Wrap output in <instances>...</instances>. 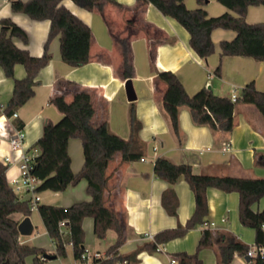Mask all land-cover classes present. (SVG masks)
<instances>
[{
	"label": "crops",
	"instance_id": "obj_1",
	"mask_svg": "<svg viewBox=\"0 0 264 264\" xmlns=\"http://www.w3.org/2000/svg\"><path fill=\"white\" fill-rule=\"evenodd\" d=\"M116 1L125 7L109 3L103 11L88 10L73 0L62 1L63 5L91 28L93 35L90 60L79 67L66 63L60 52V38L56 36L48 49L52 58L34 80L35 95L18 109L16 118L23 122L26 130L24 151H30L35 148L42 135L44 122L48 119L57 122L63 116L51 99L57 95H64L67 101H71L78 89H86L92 95L95 109L92 123L98 125L107 121L112 132L129 138L131 101L126 93L127 80L123 78L121 72V47L115 38L129 36L130 53L135 67L134 76L130 81L136 93V99L133 101L136 114L142 123L139 133L146 144V150L142 158L125 163L121 161V153H116L107 167L109 182L105 190L107 205L113 208L127 225L125 242L118 249L119 253L125 255L149 241L144 236L146 232L155 235L163 229H172L184 224L195 208L194 193L184 176L174 183H169L156 175L154 164L157 157L166 156L176 163L190 164L193 172L198 174L264 176V116L255 105L242 103L236 107L235 125L229 133L215 130L206 124L195 123L189 107L183 105L179 109L178 119L180 142L173 133L170 119L163 109L162 98L166 83L158 77V72L172 70L177 73L191 95L201 88L209 87L218 95L230 96L233 89L240 92L251 81L255 82L258 90L264 91V60L242 55L222 56L221 41L232 40L236 36V31L225 28H216L212 31L215 52L207 58L201 57L190 45L188 30L176 19L164 15L151 3L136 9L138 0ZM185 3L189 8L198 7L197 0H185ZM206 5L211 17L225 12L237 15L218 0H209ZM2 18L12 19L27 32V41L15 38L17 46L27 49L32 55L43 54L51 25L49 19L35 20L25 13L14 12L11 0H0V21ZM246 19L250 23L264 21V5H251ZM128 20L134 21L133 33L127 25ZM145 27L150 28L151 37L145 34ZM155 29L158 32H153ZM160 35L174 40L156 43L155 38ZM219 65L222 72L217 74L216 68ZM25 75L24 65L16 64L15 78H23ZM68 81H74L77 85L69 84ZM13 86L14 78L6 77L0 65V105H7ZM3 116L7 117L4 114ZM3 120L4 117H1L0 123ZM228 143L231 144V150H223ZM69 148L72 169L77 173L84 164L81 139L71 138ZM19 153L8 150L6 137L0 132V158L4 154H11L17 158ZM18 167L19 160L9 165L6 172L13 188L10 179L18 175ZM168 188H173L178 196L176 215L168 214L161 202L162 193ZM37 192L41 196L40 203L61 206L88 201L91 198L87 191L86 179H81L77 184H70L64 191L47 189ZM19 195L22 199L29 200L32 192H23ZM207 196L209 204L205 222L207 225L201 224L189 230L186 235L161 244L153 253L141 252L137 256V261L132 264H171L175 252L194 253L202 232L207 227L215 232H232L249 246L255 245L254 228L244 226L240 221L239 193L208 187ZM253 208L255 210L264 208V197L256 202ZM36 210L40 218L39 210ZM14 214L12 216L19 222L25 217L19 212ZM30 218L32 220L31 216ZM83 227L86 243L88 234L94 233L93 217L90 215L85 217ZM21 236L20 234V241L26 243ZM49 238L50 243L39 245L52 253L55 251L54 241L50 236ZM110 245H106L102 251L107 250ZM68 253L71 256V248H68ZM246 256L236 254L231 264H250ZM200 257L203 264H218L216 250L213 247L203 248Z\"/></svg>",
	"mask_w": 264,
	"mask_h": 264
},
{
	"label": "trees",
	"instance_id": "obj_2",
	"mask_svg": "<svg viewBox=\"0 0 264 264\" xmlns=\"http://www.w3.org/2000/svg\"><path fill=\"white\" fill-rule=\"evenodd\" d=\"M63 0H11L14 12L30 15L35 20L49 19L51 22L44 52L40 56L32 55L27 49L20 48L15 38L28 40L27 32L10 18L0 21V65L6 77L14 78L11 97L3 110L7 117L13 118L30 98L35 95L33 83L41 69L52 58L49 44L56 37L60 38L62 59L71 66L79 67L89 62L92 31L90 26L69 8L62 4ZM76 4L88 10L103 11L109 3L125 7L116 0H73ZM209 0H197L198 7L189 8L185 0H138L136 9L151 3L164 15L170 16L183 25L190 34V45L201 57L207 58L215 52L216 46L212 39V31L216 28L232 29L236 36L232 40L220 43L221 55L249 56L256 60H264V21L250 23L246 19L251 5H264V0H218L237 13L225 12L218 16H210L205 6ZM127 25L133 33V20ZM147 37H151L150 28L144 29ZM153 32H158L157 29ZM115 36V35H114ZM120 44L122 54V76L131 80L135 67L131 55L130 38L115 36ZM168 36H157L156 43L173 41ZM154 61V60H152ZM24 65L26 75L15 78V65ZM221 66L216 73L220 74ZM158 77L166 83L162 105L167 113L173 133L181 142L179 109L189 107L192 119L197 124H206L215 130L231 132L235 125L234 112L242 103L255 105L264 116V91L258 90L254 81L247 83L239 92L238 99L232 101L230 96L216 94L211 88L204 87L194 94H189L177 73L172 70L158 72ZM69 84L77 85L74 81ZM52 103L62 112V118L54 122L46 120L42 135L35 144L38 154L33 160L31 174L40 182L37 191H64L70 184H77L81 179L87 180V191L91 195L88 201L74 202L69 206L40 203L38 206L44 227L52 240L57 243L56 253L61 258L68 256V250L63 246L60 232V221L67 220L70 238L73 240V252L78 256L85 247V230L83 220L93 217L94 233L99 238H105L109 230L116 232L115 241L107 248L114 252V258L101 264H114L119 259H127L130 264L137 261V256L143 252H155L160 245L172 239L182 237L186 233L206 222L209 213L207 189L216 187L225 192L239 193V217L244 226L255 230V242L264 245V208L255 210L253 205L264 197V176H235L194 173L187 163H176L166 156L155 160L154 171L160 178L169 183L176 182L181 176L188 181L195 197V208L184 224L166 228L154 235V239L139 245L129 254L119 253V247L126 239V222L116 211L107 205L105 190L108 187L109 175L107 167L116 153H121L122 162L137 160L145 155L146 144L140 137L142 123L136 114L134 101L129 110L130 137L124 138L110 130L108 122L98 125L92 123L94 104L91 93L86 89H78L71 101L64 95L51 99ZM17 126H23L18 118H13ZM82 141L84 164L79 172L72 169V158L69 153L71 138ZM8 166L0 159V264H26V258L31 257V264H45L42 256L47 252L43 247L20 241L18 224L12 214H31L29 200L22 199L7 179ZM178 196L173 188L162 193L161 202L170 215H176ZM206 247L216 250L218 264H231L236 254L247 255L249 245L236 234L228 231L215 232L204 228L197 249L194 253L186 251L175 252L173 257L178 264H203L200 251ZM250 264H264V255L250 257Z\"/></svg>",
	"mask_w": 264,
	"mask_h": 264
},
{
	"label": "built area",
	"instance_id": "obj_3",
	"mask_svg": "<svg viewBox=\"0 0 264 264\" xmlns=\"http://www.w3.org/2000/svg\"><path fill=\"white\" fill-rule=\"evenodd\" d=\"M239 92L236 89L232 90L230 98L232 101H236L238 99ZM5 106L0 105V118L4 117L2 123H0V132L4 134L8 144V150L10 152H20L17 158H14L11 154H4L1 156V160L5 162V164L9 167L16 163L19 160V167H18V175L10 179L12 184L14 185V189L17 193L21 194L23 192H32V197L29 199L30 209L31 211L38 209V206L41 201V196L37 192V185L39 184V180L31 174V169L33 168V160L35 156L38 154V149L33 148L30 151H24V141L26 137V130H24L23 126H17L13 122V118L18 116L17 112H14L13 118L5 117V113H3ZM223 150L229 151L231 150V144L228 143L224 147ZM20 196V195H19ZM21 197V196H20ZM22 198V197H21ZM67 220L60 221V232L63 238V246L65 248H71L72 254L66 258H63L61 264H101L104 261L111 260L114 258V252H108L107 250H92L87 247H84L83 251L78 255L75 256L73 252V240L70 238V231L67 228ZM207 225V223H204ZM146 238L149 240L154 239V235L151 233L146 232L144 234ZM54 241V240H53ZM54 248L55 251L52 254H56L57 250V243L54 241ZM264 255V245H253L250 246L247 251V256L254 257L257 255ZM57 257H59L57 255ZM42 259H45L44 255ZM68 259V260H67ZM66 260V261H65ZM178 261L175 257L171 258V264H177ZM114 264H130L127 259H119Z\"/></svg>",
	"mask_w": 264,
	"mask_h": 264
},
{
	"label": "rangeland",
	"instance_id": "obj_4",
	"mask_svg": "<svg viewBox=\"0 0 264 264\" xmlns=\"http://www.w3.org/2000/svg\"><path fill=\"white\" fill-rule=\"evenodd\" d=\"M48 194L51 195L52 193H48ZM30 216L32 217V221L34 223L35 229L34 232L30 235L23 234L21 236L23 240H25L26 243L31 245H39V243H46V244L50 243L49 235H47L45 227L41 221V217L40 218L38 217V211L33 210ZM114 239H115L114 230H110L106 238H99L94 233H89L86 239L87 242L85 243V247L92 250L98 249L102 251L104 247H106V245H110L111 243H113ZM61 261H63V258L56 257L55 259L46 260L45 264H60ZM26 264H31V257L26 258Z\"/></svg>",
	"mask_w": 264,
	"mask_h": 264
},
{
	"label": "water",
	"instance_id": "obj_5",
	"mask_svg": "<svg viewBox=\"0 0 264 264\" xmlns=\"http://www.w3.org/2000/svg\"><path fill=\"white\" fill-rule=\"evenodd\" d=\"M126 93H127V97L130 101H133L136 99V93H135V90H134V87L132 85V82L130 80H128V82L126 81ZM18 230H19V233L21 235H30L32 234L33 230H34V224L30 218V216H25L18 224ZM44 257L45 259H55L57 257L56 254H52V253H49V252H46L44 254ZM246 259L249 261L250 260V257L249 256H246Z\"/></svg>",
	"mask_w": 264,
	"mask_h": 264
}]
</instances>
